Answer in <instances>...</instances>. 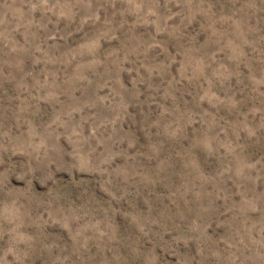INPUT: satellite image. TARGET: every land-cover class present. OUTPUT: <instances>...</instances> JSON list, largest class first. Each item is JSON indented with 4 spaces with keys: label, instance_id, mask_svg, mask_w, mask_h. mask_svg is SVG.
Returning a JSON list of instances; mask_svg holds the SVG:
<instances>
[{
    "label": "rangeland",
    "instance_id": "374dc122",
    "mask_svg": "<svg viewBox=\"0 0 264 264\" xmlns=\"http://www.w3.org/2000/svg\"><path fill=\"white\" fill-rule=\"evenodd\" d=\"M0 264H264V0H0Z\"/></svg>",
    "mask_w": 264,
    "mask_h": 264
}]
</instances>
